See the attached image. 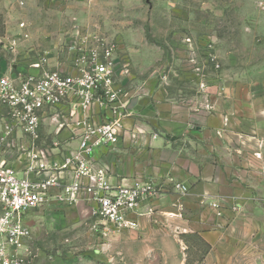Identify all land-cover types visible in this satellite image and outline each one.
Here are the masks:
<instances>
[{
    "label": "rangeland",
    "instance_id": "1",
    "mask_svg": "<svg viewBox=\"0 0 264 264\" xmlns=\"http://www.w3.org/2000/svg\"><path fill=\"white\" fill-rule=\"evenodd\" d=\"M22 20L30 36L0 45V73L44 56L67 68L78 30L115 45L129 115L101 158L118 182L162 188L135 230H103L85 201L30 211L26 264H264V0H0V36ZM54 128L43 148L72 141Z\"/></svg>",
    "mask_w": 264,
    "mask_h": 264
},
{
    "label": "built area",
    "instance_id": "2",
    "mask_svg": "<svg viewBox=\"0 0 264 264\" xmlns=\"http://www.w3.org/2000/svg\"><path fill=\"white\" fill-rule=\"evenodd\" d=\"M17 27V36H0V45L12 53L30 36L27 22ZM69 51L67 68L47 67L44 56L27 70L13 64L0 76V150H12L17 140L20 152L13 162L0 159V264L27 263L32 210L85 201L103 230H135L162 191L150 178L116 181L101 158L100 152L121 141L129 115L116 83L115 45L99 31L78 30ZM47 126L74 137L43 148ZM55 151L62 153L52 156Z\"/></svg>",
    "mask_w": 264,
    "mask_h": 264
},
{
    "label": "crops",
    "instance_id": "3",
    "mask_svg": "<svg viewBox=\"0 0 264 264\" xmlns=\"http://www.w3.org/2000/svg\"><path fill=\"white\" fill-rule=\"evenodd\" d=\"M13 66V65H12ZM1 68V67H0ZM10 69V68H9ZM9 69L7 70V69H4L1 73H0V76L1 75H3L4 73H6V72H8L9 71ZM1 116H2V108H1V106H0V126H1ZM156 204V203H155ZM149 206H151V204H148ZM146 218H148V217H145V216H142V217H139V224H140V226H139V228L138 229H140V228H143L144 226H145V223L147 222V221H149V220H147ZM171 245H173V244H171Z\"/></svg>",
    "mask_w": 264,
    "mask_h": 264
}]
</instances>
